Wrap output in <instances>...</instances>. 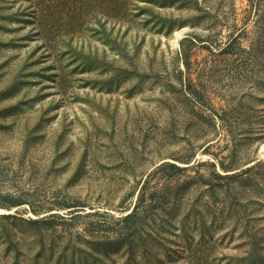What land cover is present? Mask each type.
<instances>
[{
    "label": "rangeland",
    "instance_id": "obj_1",
    "mask_svg": "<svg viewBox=\"0 0 264 264\" xmlns=\"http://www.w3.org/2000/svg\"><path fill=\"white\" fill-rule=\"evenodd\" d=\"M108 1L0 0V264H264V0Z\"/></svg>",
    "mask_w": 264,
    "mask_h": 264
},
{
    "label": "trees",
    "instance_id": "obj_2",
    "mask_svg": "<svg viewBox=\"0 0 264 264\" xmlns=\"http://www.w3.org/2000/svg\"><path fill=\"white\" fill-rule=\"evenodd\" d=\"M108 7H109V12L112 14L126 13V11H128L129 8L127 0H109ZM247 264H255V257L249 258Z\"/></svg>",
    "mask_w": 264,
    "mask_h": 264
}]
</instances>
